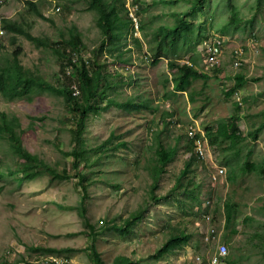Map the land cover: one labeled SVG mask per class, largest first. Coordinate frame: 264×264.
I'll return each instance as SVG.
<instances>
[{
    "label": "rangeland",
    "instance_id": "1",
    "mask_svg": "<svg viewBox=\"0 0 264 264\" xmlns=\"http://www.w3.org/2000/svg\"><path fill=\"white\" fill-rule=\"evenodd\" d=\"M1 1V16L39 40L16 35L12 46L6 32L0 65L19 47L23 67L67 86L59 52L77 37L78 58L109 82L86 114L76 166L61 93H0V113L36 158L0 136V264H264V0H106L120 19L112 40L88 0ZM213 35L226 38L224 56L242 49L240 70L204 61L199 43ZM172 61L207 78L175 91ZM227 131L243 139L230 144ZM159 143L175 153L155 174ZM186 161L194 171L173 190Z\"/></svg>",
    "mask_w": 264,
    "mask_h": 264
},
{
    "label": "trees",
    "instance_id": "2",
    "mask_svg": "<svg viewBox=\"0 0 264 264\" xmlns=\"http://www.w3.org/2000/svg\"><path fill=\"white\" fill-rule=\"evenodd\" d=\"M88 1L90 8L98 11V22L103 38L110 40L116 38L117 34L114 29H116V26L120 24V19L114 9V4L109 3L106 0ZM203 1L204 0H197L196 3L199 4ZM29 4L34 6L32 1L29 2ZM38 14H40V12H38ZM3 29L5 30V34L6 32L11 34V36L8 37L9 43L12 46L15 45L16 35L23 36L33 43H38V37L32 36L27 29L23 28V26L16 23L14 20L3 19ZM171 30L176 31V28L172 27ZM64 42L66 43V46L59 52V55L63 60L60 72L64 79L68 81L69 84L67 86L63 83L59 86H55L49 81H46L40 75L34 74L29 69L23 67L18 58L20 48L16 47L6 64L0 65V93L8 99H29L28 90L31 86L61 93L68 106L69 118L73 127V146L67 154L73 156V164L76 166L77 157L83 153V150L81 149L83 145L82 132L86 114L93 111L95 106H97L98 97L102 91V87L103 85H107L109 80L106 78V75L100 74L99 72L91 73L88 69L89 63H86L80 57L78 58L80 42L77 37H71L70 39L64 40ZM74 54L77 55L76 59H74ZM93 66H96L95 62L93 63ZM169 66L175 69L173 75L171 76L175 91H185L189 82L193 79L207 78V74L198 71L189 63H176V61H172L169 62ZM67 67L70 68L72 77L66 75ZM236 77L242 79V75L240 74ZM70 80L75 82V85L79 88L81 92L80 96L75 94V91L70 87ZM240 84L241 81H238V85ZM127 104H129V100L127 101ZM2 134H6L8 136L11 146L14 147L15 152L19 156L24 158L26 161L36 159L26 152L21 145V135L19 134L17 119L10 118L3 112L0 113V136H2ZM225 134L229 139L230 144L233 145L243 139V136L240 135V133H235L233 131H227ZM192 141L193 139H189L188 142L191 143ZM155 151L159 163L153 170L155 174H159L173 157L175 153V146L168 148L159 143ZM191 163L192 161L185 162L180 175L176 178L172 186L173 190L181 185L188 171H194V169L190 167ZM25 166H28V163L24 165V167ZM46 169L50 173L57 174L54 169L50 167L46 166ZM33 176L34 173L26 172L19 181L22 182L25 179H31ZM192 181L193 178H191L190 182ZM188 182L189 180H187V183ZM187 183L183 186V188L188 192H194L196 190L195 186L193 185L191 188H186ZM152 188L154 189L155 186ZM152 198H154V195ZM126 224H128V222ZM115 264H130V261L128 259H118Z\"/></svg>",
    "mask_w": 264,
    "mask_h": 264
},
{
    "label": "built area",
    "instance_id": "3",
    "mask_svg": "<svg viewBox=\"0 0 264 264\" xmlns=\"http://www.w3.org/2000/svg\"><path fill=\"white\" fill-rule=\"evenodd\" d=\"M1 7H2V1L0 0V10H1ZM0 21H1V15H0ZM3 34H4V31L2 30L1 24H0V39L2 38ZM223 43H224V39L223 37L219 35H213L201 41L200 48L203 52V55L207 63L214 65V64H218L221 61L222 56H223ZM234 54L236 57L232 65L234 67H238L241 64L240 58H239V56L241 55V51L237 49L234 51ZM219 247H221V249L223 250V253H218V255L222 256L225 254L224 253L225 246L222 244ZM213 260L217 261V257H213Z\"/></svg>",
    "mask_w": 264,
    "mask_h": 264
},
{
    "label": "clouds",
    "instance_id": "4",
    "mask_svg": "<svg viewBox=\"0 0 264 264\" xmlns=\"http://www.w3.org/2000/svg\"><path fill=\"white\" fill-rule=\"evenodd\" d=\"M0 15H1V10H0ZM3 19H4V16H1L0 24H1V28H2V30L4 31V34L2 35V38L5 36V30L3 29ZM2 38H1V39H2ZM205 38H208V37H205ZM205 38H203L202 40H204ZM1 39H0V40H1ZM223 39H224V43H223V56H222L221 61H220L218 64L211 65V64L207 63V61H206V59H205V57H204V55H203V52H202V55H203V59H204V61H205L210 67H215L216 70H218V67H223V66L225 65V63H227V65L229 64L230 67H231L232 69H239V70H240L241 65H242V60H243V59H242V58H243V51H242V49H241V48H236V49H234V50L231 52L230 56H224V52L226 51L227 46H226V38L223 37ZM202 40H201V41H202ZM201 41H200V43H201ZM200 43H199V48H200ZM237 49L241 51V55L239 56L241 64H240V66H238V67H234V66L232 65L233 62H234V60H235V57H236L235 54H234V51L237 50ZM201 51H202V50H201ZM186 63H187V62H186ZM187 64H188V63H187ZM189 64H190V63H189ZM194 143H195V148H196L197 152H198L199 154H202L201 143L198 142L196 139L194 140ZM222 173H223V170H221V169H219V171L216 172V174H222Z\"/></svg>",
    "mask_w": 264,
    "mask_h": 264
},
{
    "label": "bare ground",
    "instance_id": "5",
    "mask_svg": "<svg viewBox=\"0 0 264 264\" xmlns=\"http://www.w3.org/2000/svg\"><path fill=\"white\" fill-rule=\"evenodd\" d=\"M224 245V244H223ZM225 246V245H224ZM225 249V248H224Z\"/></svg>",
    "mask_w": 264,
    "mask_h": 264
}]
</instances>
